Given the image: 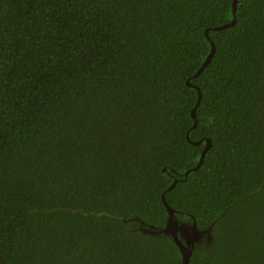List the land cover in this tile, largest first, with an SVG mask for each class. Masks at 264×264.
I'll return each instance as SVG.
<instances>
[{"label":"trees","instance_id":"1","mask_svg":"<svg viewBox=\"0 0 264 264\" xmlns=\"http://www.w3.org/2000/svg\"><path fill=\"white\" fill-rule=\"evenodd\" d=\"M233 3L0 0V264H182L163 193L190 264H264V0L215 30Z\"/></svg>","mask_w":264,"mask_h":264},{"label":"water","instance_id":"2","mask_svg":"<svg viewBox=\"0 0 264 264\" xmlns=\"http://www.w3.org/2000/svg\"><path fill=\"white\" fill-rule=\"evenodd\" d=\"M236 8H237V0H234V3H233V11H234V18L232 21H230L229 23H226V24H223V25H219L217 27H215L214 29L215 30H220V29H223V28H227L229 26H232L236 23V15H235V12H236ZM206 34H207V37L208 36V29L206 30ZM212 44V48H211V52L209 53V55L207 56L206 60L204 61V63L202 64V66L199 68V70L197 71L196 74L200 73L206 66L207 64L211 61L214 53H215V44L214 42L212 41L211 42ZM190 85L192 86H195L197 87L195 84H192L190 82H188ZM198 88V87H197ZM200 97H201V92H199V100L196 104V106L193 108L192 110V115L195 119V123H194V126L197 125V118H196V107L198 106L199 104V101H200ZM193 143H201L202 140H199V141H192ZM211 147V141L210 139H206V144H205V147L201 153V157H200V160L198 162V164L193 168V169H197L201 166L203 160H204V157L207 153V151L209 150V148ZM190 170L192 169H188L185 174H188L190 172ZM176 182L177 180H175L168 189H171L173 188L175 185H176ZM162 198H163V202L168 210V219H167V223L165 225L164 228L162 229H158V230H151L152 232H163L167 235H170L172 236L174 242L176 243V245L178 246L180 252H181V255H182V264H190V259H191V256L193 254V250H194V247H195V243L196 242H199L200 239H201V234L204 233L203 230H200L198 228V225H197V222L195 221V219L193 218V221L191 223H188V222H182L180 221L179 219H177L175 217V209H173L167 202L166 198H165V193H163L162 195ZM173 225H182V226H187L189 229H190V234L194 235L195 236V239L193 240V243L192 244H189L187 240L184 241V244L183 246L179 243L176 242V239L175 237L173 236L172 234V226ZM181 239H183V237H181Z\"/></svg>","mask_w":264,"mask_h":264},{"label":"snow or ice","instance_id":"3","mask_svg":"<svg viewBox=\"0 0 264 264\" xmlns=\"http://www.w3.org/2000/svg\"><path fill=\"white\" fill-rule=\"evenodd\" d=\"M172 234L176 239V242L183 246L184 241L187 240L189 244L193 243L195 236L190 234V229L185 225H173ZM183 237V239H181Z\"/></svg>","mask_w":264,"mask_h":264},{"label":"flooded vegetation","instance_id":"4","mask_svg":"<svg viewBox=\"0 0 264 264\" xmlns=\"http://www.w3.org/2000/svg\"><path fill=\"white\" fill-rule=\"evenodd\" d=\"M183 222V221H182Z\"/></svg>","mask_w":264,"mask_h":264}]
</instances>
